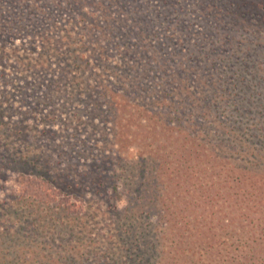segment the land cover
Here are the masks:
<instances>
[{
  "label": "trees",
  "instance_id": "trees-1",
  "mask_svg": "<svg viewBox=\"0 0 264 264\" xmlns=\"http://www.w3.org/2000/svg\"><path fill=\"white\" fill-rule=\"evenodd\" d=\"M74 1L0 0L2 72L7 45L32 55L26 67L6 71L0 142H35L42 148L40 158L53 179L74 190L57 202L69 212L82 209L83 203L75 202L86 201L88 192L100 193L105 179L89 169L91 164L107 165L108 158L138 149L130 162L140 170L149 166L155 178L143 179L138 195L127 197L120 209L115 204L103 210L118 211L122 220L111 248L126 252L134 246L135 263L264 264V0H192L197 11H205L202 30L192 29L186 17L194 9L181 8L187 13L179 14L186 35L174 43L171 33L175 48L169 55L174 60L183 56L187 63L174 73L159 58L156 35L141 34L137 41L127 23L106 18L105 10L104 18L96 12L88 37L78 32L87 39V53L73 55L60 38H69L75 25H68L84 21L72 11ZM132 2L137 0L120 4ZM208 6L215 10L206 12ZM143 7L138 2L135 9ZM141 19L151 21L147 15ZM250 31L259 42L239 35ZM79 70L83 75L78 79ZM237 115L248 116V125ZM98 135L104 137L101 145L85 140ZM18 145L5 149L7 162L25 161L24 155L13 154L21 150ZM54 152L61 160L54 159ZM61 191L50 179L25 176L21 193L0 199V264H43L22 258L34 254L25 253L24 245L16 246L19 259H8L6 240L28 225L39 235L46 228L44 218L52 215L43 210L54 205ZM14 205L31 218L16 224L20 214ZM142 216L148 217L151 233Z\"/></svg>",
  "mask_w": 264,
  "mask_h": 264
},
{
  "label": "rangeland",
  "instance_id": "rangeland-1",
  "mask_svg": "<svg viewBox=\"0 0 264 264\" xmlns=\"http://www.w3.org/2000/svg\"><path fill=\"white\" fill-rule=\"evenodd\" d=\"M121 1L125 0H100L99 2L97 0L74 1L75 8H73L72 11L81 13L84 21L81 24L68 25V28L75 26L73 30H71L72 33L67 34V37H69L68 39L66 38V34H61L63 38H60V40H63V45H68L73 55L83 57V53H87L86 47L88 46V42L86 37H88V30L95 20L94 16L96 12H98L104 18L103 10H105L107 11L105 15L106 18L112 17L115 18V20L118 19L123 25L127 23L132 30L130 32L131 36L137 41H140L141 34L147 38L156 35L155 46L158 48V54H160L159 58L161 57L167 61L165 64L167 71H172L174 73L175 70L181 71L183 67H186L187 62L183 56H175L176 58L174 60V58L169 55L171 49L173 50L175 48L172 43L173 37L170 38L171 33H173L175 37L174 43L179 42L178 39H180V37L184 38L186 35L183 22H181L183 18L180 20L181 17L179 18V14L187 15V13L181 8L188 6L190 9H194L193 12L186 16L188 20L192 22V29L194 30H202V28H204L202 17L205 11H197L196 2L192 0H137V2H132L133 4L130 6L120 4ZM163 1L166 2L164 3ZM138 2L144 5L141 11L140 9H135ZM214 10V8L209 6L206 8V12L212 13ZM144 15H147L151 21L146 22L143 19L141 20L144 22L141 20L138 21V19L144 17ZM124 16L129 19L128 21L121 22L120 19ZM78 32H82L86 37L79 36ZM239 35L249 40L252 38L255 42L260 41L257 35L252 31L242 32ZM194 36L193 38H195ZM54 41L59 40H55L54 38ZM181 42L185 45L182 40ZM16 43L20 44L21 42L16 40ZM250 45L251 44L248 43V47H250ZM23 49L24 47L15 49L11 45H7L5 50L7 52L5 67L7 69H5V72H2L0 68V92L2 87H4L5 75L13 73L14 66H19V69H22L31 63L32 55L26 54V51ZM52 55L55 60L58 59L56 53ZM87 57L89 59V56ZM168 58H172V60L168 61ZM233 60H230L231 64L229 63L228 67L233 65ZM70 63L72 65L73 62L70 61ZM225 67V65H222V68ZM82 75V70H79L78 79ZM161 75L166 76L165 73H161ZM233 76L234 74L230 73V77ZM76 86L79 88L78 85ZM172 96H174V94H172ZM242 116L243 117L237 115L236 120L243 122L244 125H248V116ZM33 124L34 122L28 124V130L33 127ZM58 125L61 126L62 124L58 123ZM179 137L178 142L182 143V136L179 135ZM85 140L87 143L93 145H101L104 137L98 135L95 140L85 137ZM15 145L18 144H14L11 140H7L6 145L0 142V199L7 198L11 194L21 193V181L25 176H42L50 179L54 184L65 190V192L61 191L60 194L57 195V199L53 203L54 205L48 207L47 210H43V213L46 211L52 215H48L44 218L43 222L46 228L42 229L39 235L32 232L31 226L28 225L21 231L19 236H10L7 238L6 244L9 245L10 248L8 259H19L16 255L18 252L16 246L24 245L26 247L24 249L25 253L34 251V254H26L21 257L38 260V262L41 261L43 264H98V260L103 263L149 264L146 259H141L140 263H135L132 260L134 253L138 252V249L134 246L126 252H115L114 248H111L113 245L111 241L112 239L115 241L116 231L121 228L118 224H120L122 220L118 215V211L114 212L111 210L106 213L103 211L115 204L120 209L126 204L127 197L138 195L140 191L139 185L143 179L148 178L151 180V178H155V174L149 173V166L147 167V165H145L140 170L130 162L133 159H137L138 149L129 148L128 154L124 153L123 158H108L107 165L104 163L91 164L89 169H92V171H100V176L105 179L102 186L99 187L100 193L94 194L95 190L88 192L84 195L85 198L87 197L86 201L82 200L75 202L77 205L83 203L82 209H76V212H69L68 210H61L60 207L57 206V202L61 198L66 199V193L74 190L68 189L67 186L69 185H66L63 181L53 179L52 176L54 174L49 173L47 166L40 158V151L42 148H39L35 142L22 143L23 146L18 145L21 150L13 151V154L24 155L25 161L21 164L9 163L6 161L5 149ZM171 147L167 148L165 155L170 153ZM178 149L179 155L181 156L183 154V147L181 144ZM54 153V159L61 160V158L57 156V152ZM139 155L144 154L140 152ZM110 162L112 167L108 166ZM115 163L118 165H114ZM114 185L118 188L114 189ZM68 197L73 199L71 196ZM14 208L20 214V221L16 222V224L31 218L26 217L27 211H24L21 205H14ZM9 220L14 221L13 216H10V214ZM148 220V217L142 216L141 218V222L151 233L152 228H150L147 222ZM144 244L145 241H142L140 246Z\"/></svg>",
  "mask_w": 264,
  "mask_h": 264
}]
</instances>
